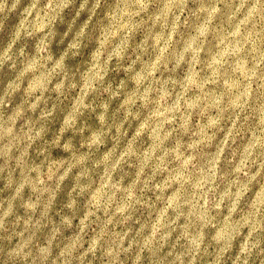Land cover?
Listing matches in <instances>:
<instances>
[{"label":"clouds","instance_id":"9594fccd","mask_svg":"<svg viewBox=\"0 0 264 264\" xmlns=\"http://www.w3.org/2000/svg\"><path fill=\"white\" fill-rule=\"evenodd\" d=\"M195 2L0 0V264H264V0Z\"/></svg>","mask_w":264,"mask_h":264},{"label":"rangeland","instance_id":"374dc122","mask_svg":"<svg viewBox=\"0 0 264 264\" xmlns=\"http://www.w3.org/2000/svg\"><path fill=\"white\" fill-rule=\"evenodd\" d=\"M79 4H80V0H75L74 7H78ZM90 6H91L90 0H86L85 11L81 13V19L84 18L85 14L87 12V8ZM219 11L220 10L218 8L209 9V8H207V6H201V5L197 4L195 2V0H188L187 5L183 8V14L178 13L176 16L177 30H182L185 27V21H188L189 23H191V22L195 21L197 19V17L204 16V15H207L210 20L215 21V18L219 14ZM17 15H18V12L12 14V17H11L12 22L15 21ZM47 27H48L47 23H41V24L37 25V28L41 32L46 30ZM208 31H209V25H205L201 29V35L202 36L206 35L208 33ZM56 35H57L56 31L53 30L49 34V36H47L46 38L41 40V49H40L41 52H47L50 45L55 41ZM196 39H199V38H196ZM75 47H80V44L77 42L75 44ZM237 51H238V49L234 48L231 45H228V46L223 48L222 56L228 57L229 55H234ZM217 62L219 63V61H217ZM236 70L241 72V73H244L245 75H247L249 73V68H248V65L246 62L244 64L237 65ZM191 83L194 84L195 80H193ZM41 86H44V78L43 77H41V78H39L33 82V89L34 90L40 88ZM255 87H256V85L253 84L252 88H255ZM192 106L194 109H196L197 112L202 111L206 115L211 114L210 109H207L203 106L202 97L194 98L192 100ZM198 118H199L198 116L194 115L191 118L190 123L192 122V120H195ZM213 123H214V121H211V120L208 121V124L210 127L212 126ZM224 154H226V151H225V149H222L221 150V156H223ZM156 207L160 208V204L157 203ZM168 215H170L169 210L167 208L163 209V211L161 212V218L166 219ZM153 218H154V215H153ZM198 264H206V260L205 261H198Z\"/></svg>","mask_w":264,"mask_h":264}]
</instances>
